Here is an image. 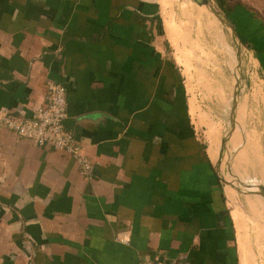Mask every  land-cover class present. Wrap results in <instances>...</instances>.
<instances>
[{
	"label": "crops",
	"instance_id": "1",
	"mask_svg": "<svg viewBox=\"0 0 264 264\" xmlns=\"http://www.w3.org/2000/svg\"><path fill=\"white\" fill-rule=\"evenodd\" d=\"M174 1L0 0V115L29 117L59 83L93 166L86 178L70 155L0 127V264H254L264 153L244 124L211 122L200 141L165 52L160 11Z\"/></svg>",
	"mask_w": 264,
	"mask_h": 264
},
{
	"label": "rangeland",
	"instance_id": "2",
	"mask_svg": "<svg viewBox=\"0 0 264 264\" xmlns=\"http://www.w3.org/2000/svg\"><path fill=\"white\" fill-rule=\"evenodd\" d=\"M211 2L224 22L206 6L200 7L211 15L215 26L203 20L194 0H176L163 7L161 23L172 35L171 48L166 41V55L176 59L187 101L198 114L194 119L200 118L196 127L200 141L209 143L207 127L211 122L229 123L232 129L244 124L243 133L260 143L264 153V0ZM229 25L234 26L242 43ZM221 160L227 163L225 153ZM246 210L254 217L251 210ZM248 224L250 254L254 264H264V229L253 221Z\"/></svg>",
	"mask_w": 264,
	"mask_h": 264
},
{
	"label": "built area",
	"instance_id": "3",
	"mask_svg": "<svg viewBox=\"0 0 264 264\" xmlns=\"http://www.w3.org/2000/svg\"><path fill=\"white\" fill-rule=\"evenodd\" d=\"M65 90L59 83L48 81L45 85L44 104L34 109L29 117L2 113L0 127L30 140L37 146L50 147L70 155L86 178L91 176L92 163L83 153L73 133L64 125L67 117ZM140 264H164L160 260L142 261Z\"/></svg>",
	"mask_w": 264,
	"mask_h": 264
},
{
	"label": "water",
	"instance_id": "4",
	"mask_svg": "<svg viewBox=\"0 0 264 264\" xmlns=\"http://www.w3.org/2000/svg\"><path fill=\"white\" fill-rule=\"evenodd\" d=\"M199 6H206L207 9L214 15H216L219 19H221L224 22V17L222 14L215 9L213 6L211 0H194ZM229 27L232 29V32L234 35H236L237 39L242 43L238 33L236 32V29L234 28L233 25H229ZM226 141H227V136L222 135L220 139V149H219V158H222V154L225 153L226 151ZM260 191L264 194V188L262 186L259 187Z\"/></svg>",
	"mask_w": 264,
	"mask_h": 264
},
{
	"label": "bare ground",
	"instance_id": "5",
	"mask_svg": "<svg viewBox=\"0 0 264 264\" xmlns=\"http://www.w3.org/2000/svg\"><path fill=\"white\" fill-rule=\"evenodd\" d=\"M190 3H192V2H190ZM198 5V4H197ZM197 7H199V9L201 10V12H202V17H203V20L204 19H206V21H208V25H214V24H216V22L215 21H212V19H211V15L210 14H208V12H206L207 10L206 9H204L203 7H200L199 5L197 6ZM205 7V6H204ZM197 12H198V10H197ZM200 16V17H201ZM193 18V17H192ZM202 19V18H201ZM205 21V20H204ZM224 24V23H223ZM222 24V25H223ZM215 26V25H214ZM168 31H169V29H168ZM229 197L231 198V196L229 195ZM234 210V209H233ZM233 213H235V212H233ZM239 213V212H238ZM232 215H234V214H232ZM239 216H240V214H239ZM235 221H236V224H237V226H239V218H238V215H237V213H235ZM241 231V230H240ZM242 233V232H241ZM239 235V234H238ZM242 235V234H241ZM240 236V235H239ZM244 246V245H243ZM240 247H242V246H240ZM244 250V249H243Z\"/></svg>",
	"mask_w": 264,
	"mask_h": 264
},
{
	"label": "trees",
	"instance_id": "6",
	"mask_svg": "<svg viewBox=\"0 0 264 264\" xmlns=\"http://www.w3.org/2000/svg\"><path fill=\"white\" fill-rule=\"evenodd\" d=\"M221 4H222V2H220ZM239 37H241V36H239ZM241 39V38H240ZM241 41H242V39H241ZM255 47V46H254ZM262 50H264V49H262Z\"/></svg>",
	"mask_w": 264,
	"mask_h": 264
}]
</instances>
